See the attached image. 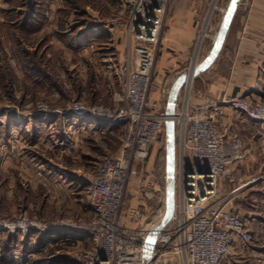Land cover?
I'll list each match as a JSON object with an SVG mask.
<instances>
[{"label":"built area","instance_id":"1","mask_svg":"<svg viewBox=\"0 0 264 264\" xmlns=\"http://www.w3.org/2000/svg\"><path fill=\"white\" fill-rule=\"evenodd\" d=\"M171 1L119 0L134 44L135 69L128 71L125 93L117 99V106L76 102L69 108L70 114L103 122L108 131L123 132L118 155L104 157L89 180L90 220L53 227L59 237L87 242L89 248L72 257L77 264H231L237 246L247 248L251 241L245 220L229 209L230 199L220 198L219 189L226 176L231 179L232 166L248 155L234 125L225 121L228 111L264 125V99L256 97L264 91V82H254L244 97L219 102L207 97L203 103L194 104L195 78L205 53L218 40L217 20L228 11L227 0H206L184 66L174 72L183 82L173 111L170 115L167 111L151 112V75ZM161 92L165 97L170 95L169 88ZM38 109L44 112L46 106ZM168 124L173 125L176 144L173 211L162 231L152 235L166 218L165 200L162 211L149 221L148 215L133 210L138 227L129 230L124 225L123 207L132 170L150 160L152 148ZM163 177L167 184L168 173ZM140 185L149 200L160 193L157 176L148 174ZM16 228L30 236L31 228L23 222L11 224L10 232Z\"/></svg>","mask_w":264,"mask_h":264},{"label":"rangeland","instance_id":"2","mask_svg":"<svg viewBox=\"0 0 264 264\" xmlns=\"http://www.w3.org/2000/svg\"><path fill=\"white\" fill-rule=\"evenodd\" d=\"M28 7L30 11H27ZM222 18L217 20L216 31H219ZM133 47L127 15L119 0H0V115H44L70 108L76 102L89 106H117V99L125 93L128 71L135 69ZM158 55L159 48L156 62ZM215 60L207 67L210 68ZM174 72L170 77L166 75L163 83L157 80L155 69L152 72L151 93L159 103L152 109L156 114L165 112L166 97L161 91L177 79ZM200 76L201 72L195 78L194 88ZM40 105H45L46 111H38ZM232 118L227 115L226 120L235 124ZM165 134L166 127L152 148L150 160L132 170L123 219H128V226L133 229L137 222L128 212L129 208L148 215L149 221L162 211L164 200L167 204L168 183L163 175L168 172L170 153L174 154L173 174L175 172L176 144L175 134L173 147ZM6 135V124L0 125V139H5ZM112 135V143H116L123 132ZM244 142L248 155L243 162L250 157ZM0 144L4 145L3 142ZM106 156L111 155L95 156V168L89 173L88 180ZM47 157L54 159L52 154ZM1 158L0 155V167L3 164L6 167V160L2 162ZM58 158L66 162L65 156ZM6 174L0 170V264H77L72 259L74 253L85 251L88 245L78 246L64 241L59 244L61 237L53 227L90 220L88 188L48 189L18 184L14 189L15 199L9 202ZM148 174L157 176L161 187L160 193L153 195L151 201L141 193L140 185ZM262 176L255 174L250 180H261ZM135 191H140L138 202L135 199L131 203ZM19 222L31 228L30 236L25 237L22 228H16L13 234L10 232L11 224ZM46 228L49 231H41Z\"/></svg>","mask_w":264,"mask_h":264},{"label":"crops","instance_id":"3","mask_svg":"<svg viewBox=\"0 0 264 264\" xmlns=\"http://www.w3.org/2000/svg\"><path fill=\"white\" fill-rule=\"evenodd\" d=\"M205 1H171L155 67L159 82L163 83L166 75L170 77L183 67ZM27 9L30 11V7ZM209 52L205 53L202 65ZM256 81L264 82V0H237L220 54L210 68L201 70L194 88V104L203 103L207 97L217 102L231 97H244L245 90ZM181 84L182 79L178 78L169 87V96L174 94V101L179 98ZM169 96L166 97L165 112ZM256 97L264 99V91ZM149 106L150 110L159 106L154 93L149 99ZM228 115L233 117L232 122L236 124L233 123L234 128L246 141L250 155L247 161L232 166L231 179H223L219 189V197H229V209L245 220L251 237L247 248L237 246V255L231 264H264V125L249 121L232 111H228ZM4 124L7 135L5 139H0V143L4 144H0V155L1 161L6 160L7 166L3 164L0 170L7 173L9 202L15 199L14 189L18 184L48 189H87L89 173L95 168V156L119 153L121 139L112 143V134L122 133V129L108 131L103 122L70 114L69 108L44 115L12 116L3 113L0 115V125ZM50 154L54 159L47 157ZM64 156L65 163L58 158ZM255 174L263 175L262 179L251 181L250 177ZM241 184L246 186L232 193ZM139 192H134L136 196L131 198V203L139 198ZM148 197L145 198L151 201ZM87 206L90 212L89 201ZM133 210L131 207L128 212L132 213ZM124 225L129 230L138 227L137 224L134 229L129 227L128 219L124 220ZM60 240L59 244L64 241L66 244L87 245L86 241L80 242L78 239L61 237Z\"/></svg>","mask_w":264,"mask_h":264},{"label":"water","instance_id":"4","mask_svg":"<svg viewBox=\"0 0 264 264\" xmlns=\"http://www.w3.org/2000/svg\"><path fill=\"white\" fill-rule=\"evenodd\" d=\"M237 2V0H235V3ZM235 3H233V0L230 1V4L228 6V11L226 13V15L223 17V20L221 22L219 31H218V40L216 42V44L211 48L208 56L206 57L204 64L202 65L201 69L206 68L211 62H213L216 57L219 55L220 51H221V47L224 41V35L229 27L230 24V20L233 14V9L235 6ZM173 101H174V94L171 95L170 100H169V105L167 108V112L170 115L173 111ZM166 133L167 136L170 140V146L173 147V142H174V132H173V125L172 124H168L166 127ZM170 158L172 162L173 159V153H170ZM168 173V172H167ZM173 172L172 173H168V192H167V198L169 196V202L172 200V198H174V186L172 188V183L174 184L173 181ZM170 183V184H169ZM170 187V188H169ZM173 208H171V210L169 211L170 213H168V215H166V218L153 230L152 235H156L159 232L162 231V229L166 226L169 216L172 213Z\"/></svg>","mask_w":264,"mask_h":264},{"label":"bare ground","instance_id":"5","mask_svg":"<svg viewBox=\"0 0 264 264\" xmlns=\"http://www.w3.org/2000/svg\"><path fill=\"white\" fill-rule=\"evenodd\" d=\"M167 99V98H166ZM177 100V99H176ZM166 135V134H165ZM169 146V145H168ZM170 147V146H169ZM174 155V154H173ZM171 161V158H170V155H169V157H168V173L170 174V173H172L173 171H174V160L172 159V162H170ZM166 163V162H165ZM173 176V175H172ZM170 184V183H169ZM170 188V187H169ZM172 188H173V183H172ZM166 206H167V215H168V213H170L169 211L171 210V208H173V198H172V200L169 202V196H168V198H167V204H166ZM165 206V207H166Z\"/></svg>","mask_w":264,"mask_h":264},{"label":"snow or ice","instance_id":"6","mask_svg":"<svg viewBox=\"0 0 264 264\" xmlns=\"http://www.w3.org/2000/svg\"><path fill=\"white\" fill-rule=\"evenodd\" d=\"M233 3H235V0H233Z\"/></svg>","mask_w":264,"mask_h":264}]
</instances>
